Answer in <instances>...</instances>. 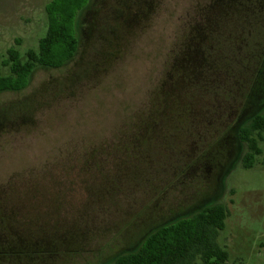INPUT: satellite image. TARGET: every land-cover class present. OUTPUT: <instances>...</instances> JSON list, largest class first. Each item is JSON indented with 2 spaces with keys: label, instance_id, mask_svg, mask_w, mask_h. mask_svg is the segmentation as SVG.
Wrapping results in <instances>:
<instances>
[{
  "label": "rangeland",
  "instance_id": "1",
  "mask_svg": "<svg viewBox=\"0 0 264 264\" xmlns=\"http://www.w3.org/2000/svg\"><path fill=\"white\" fill-rule=\"evenodd\" d=\"M50 0H0V72L47 31ZM80 48L39 68L0 130V264H103L221 202L228 264H264V0H91ZM264 137V133H263Z\"/></svg>",
  "mask_w": 264,
  "mask_h": 264
},
{
  "label": "trees",
  "instance_id": "2",
  "mask_svg": "<svg viewBox=\"0 0 264 264\" xmlns=\"http://www.w3.org/2000/svg\"><path fill=\"white\" fill-rule=\"evenodd\" d=\"M90 3L91 0H50L47 3V31L40 38L38 49H29L23 56L17 47L19 39L8 48L2 65L9 72H0V94L20 92L28 87L37 69L62 68L76 57L80 48L79 16ZM28 108L24 100L0 106V130L12 111ZM263 133L264 112L255 114L240 127L239 139L247 148L241 159L244 168H252L256 157L262 154L259 141H264ZM229 215L226 204H209L190 216L157 227L136 249L103 264H228L230 254L219 244L218 238Z\"/></svg>",
  "mask_w": 264,
  "mask_h": 264
}]
</instances>
